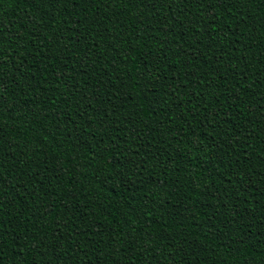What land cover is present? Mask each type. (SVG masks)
<instances>
[{
  "label": "trees",
  "instance_id": "trees-1",
  "mask_svg": "<svg viewBox=\"0 0 264 264\" xmlns=\"http://www.w3.org/2000/svg\"><path fill=\"white\" fill-rule=\"evenodd\" d=\"M0 264H264V0H0Z\"/></svg>",
  "mask_w": 264,
  "mask_h": 264
},
{
  "label": "snow or ice",
  "instance_id": "snow-or-ice-1",
  "mask_svg": "<svg viewBox=\"0 0 264 264\" xmlns=\"http://www.w3.org/2000/svg\"><path fill=\"white\" fill-rule=\"evenodd\" d=\"M105 150H106V149H105ZM129 170H131V169H129ZM231 227H232V226H231V225H229V230H231Z\"/></svg>",
  "mask_w": 264,
  "mask_h": 264
}]
</instances>
